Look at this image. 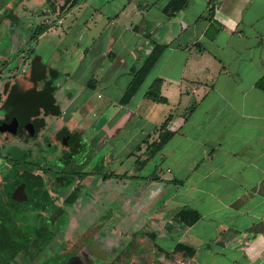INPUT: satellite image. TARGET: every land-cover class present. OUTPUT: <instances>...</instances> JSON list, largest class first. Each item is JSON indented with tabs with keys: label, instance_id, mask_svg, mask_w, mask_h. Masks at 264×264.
I'll use <instances>...</instances> for the list:
<instances>
[{
	"label": "crops",
	"instance_id": "0c3cea01",
	"mask_svg": "<svg viewBox=\"0 0 264 264\" xmlns=\"http://www.w3.org/2000/svg\"><path fill=\"white\" fill-rule=\"evenodd\" d=\"M170 1L80 0L58 17L50 16L45 0L18 1L35 14L45 11L50 23L28 44L31 55L38 52L29 79L41 81L37 94L53 100L43 109L38 145L61 149L66 172L86 173L97 186L126 183L124 205L144 209L143 222L155 230L161 253L177 242L193 249L191 257L170 253L172 264H264V90L257 85L264 78V0H186L169 14ZM66 17L67 31L75 29L80 38L74 50L42 41ZM156 44L164 45L162 52L123 100ZM39 49H48V57ZM55 55L76 66L53 68L48 63ZM155 78L165 101L144 96ZM42 105L34 111L20 106L15 113L25 124L13 132L1 123L0 130L18 133ZM168 116L173 134L142 175L130 159L142 150H133L155 139ZM182 208L197 210L199 218L185 224L176 216Z\"/></svg>",
	"mask_w": 264,
	"mask_h": 264
},
{
	"label": "rangeland",
	"instance_id": "374dc122",
	"mask_svg": "<svg viewBox=\"0 0 264 264\" xmlns=\"http://www.w3.org/2000/svg\"><path fill=\"white\" fill-rule=\"evenodd\" d=\"M18 1L0 0L1 4L8 2V5H12L9 7L4 4L3 8L0 6V63L3 60H8L7 66L2 67L0 71V119L22 105L30 111L36 110L41 102L45 106L42 105L36 113L34 112L33 120L30 119L18 133L13 135L0 130V194L2 201H8V187L5 183L10 178L12 180L16 167L19 170L22 169L21 166L7 164V158L32 160L36 162V165L44 163L45 166H49L45 169V174H42L41 181L44 186H39L36 190L44 191L43 194L46 197L50 195L54 202L62 205L63 209L60 211L58 208L56 212L50 213L47 212L51 211L48 207L47 210L42 208L44 210L42 214L40 207H34L31 202L25 206L19 202H17V206L7 204L10 211L19 212L20 219L17 220L23 222L24 227L30 226L28 228L34 231L43 227L45 247L38 256L41 261L47 260L53 262L52 264H106L108 261L112 264H172L170 254L165 256L158 251L153 240L145 234V229H147L146 231L149 229L146 226L147 223L143 222V220H147L148 216L144 213V209L140 210L136 205L135 209L129 211V207L124 205V194L120 190L130 192V189L126 188V183H117L113 180L117 185V189H113L110 188L108 181L105 180L97 186L98 182L96 183L89 177L86 180L84 178V181L89 182L87 188L80 189L78 186H72L67 190L66 195L63 193L62 189H65L67 185L58 183L59 180H62L60 176L64 175L63 168L65 167V158H59L62 155V150L58 148L55 151L52 148V151L49 152L48 145L50 143L47 142L41 144L42 148L38 145L44 138L40 132L43 111L53 100L45 101L44 96L37 94L35 87L42 84L41 81L36 83L29 79L32 68L38 66L37 62L33 60L38 52L31 55L32 51L28 48L29 38L35 26L44 19V16L28 11L25 6L27 2L20 4ZM56 1L60 3L62 0ZM18 3L20 7L17 6ZM55 15L54 12L50 13L51 17ZM68 24L69 20L66 17L63 24L49 29L48 33L42 37V41L53 39L60 45L67 44L71 50H74L80 38L75 36V29L67 31ZM62 30H65L64 34L61 33ZM39 50L42 52L39 53L40 55L43 54L44 58L48 57V52H50L48 49L46 52H43L42 49ZM57 59L58 55H55L48 64L61 71L67 62L70 67L76 66L74 61L71 62L70 57H67L62 63ZM61 77L63 76L61 75ZM121 144L122 142L119 143V145ZM142 144L144 145V143ZM85 147L88 148V145ZM138 153L140 154V152ZM38 156L41 159H37ZM130 159L133 162L134 159ZM145 169L148 167L145 166ZM143 172L146 171L141 169L139 173L143 175ZM66 174L64 177L72 176L70 173ZM57 176L59 177L56 178ZM36 205L39 206V204ZM100 244H103L99 250L101 259H97L90 252V248ZM105 244V251L109 254L103 250ZM171 244L172 239L164 241L163 246L168 249ZM109 246H112V250L108 249ZM32 264H37V261Z\"/></svg>",
	"mask_w": 264,
	"mask_h": 264
},
{
	"label": "trees",
	"instance_id": "16d2710c",
	"mask_svg": "<svg viewBox=\"0 0 264 264\" xmlns=\"http://www.w3.org/2000/svg\"><path fill=\"white\" fill-rule=\"evenodd\" d=\"M80 0H62V3H58L56 0H45L46 6L50 12H55L58 7V13L56 17L60 15V13H64L66 10L75 6ZM186 0H171L166 5V10L170 14L175 10L181 8ZM45 11H42L39 14H44ZM52 20L51 22H53ZM50 26L49 22L43 20L39 24L35 26L33 29L29 41L35 40L39 34L45 31ZM164 45L156 44L152 47L148 55L142 64L138 67V69L134 72V75L131 79V82L127 86L125 92L123 93V100H128L131 95L137 90L146 74L149 72L158 56L162 52ZM32 50V49H29ZM8 60H3L0 63V71L2 67L7 66ZM160 84L161 79L155 78L150 85L147 87L144 96L154 100V101H165V97L160 93ZM257 85L264 90V78H260L257 81ZM169 116L159 125L158 133L156 138L152 141L143 140L141 143L135 146L136 151L142 150L141 155L136 156L133 160V170H140L145 163L164 145V143L172 136L173 131L166 128L167 121ZM144 143V146H142ZM133 150V151H134ZM132 151V152H133ZM143 154H145L143 156ZM27 155V154H26ZM7 164L16 165V166H28L32 164L27 159H16L7 158ZM34 164V163H33ZM16 170L15 174L16 175ZM5 173V172H4ZM3 174V173H2ZM125 173L122 174H114V176L123 177ZM80 175H84L81 173ZM13 176V177H14ZM104 178L110 176V174L104 173ZM134 176V175H133ZM12 177V178H13ZM8 179V182L5 183L7 185V199L8 201H2V196L0 194V264H32L34 261H37V264H52L53 262H49L47 260L41 261L38 256L40 252L45 247L44 245V232H42L43 227L41 226V230L34 231L27 227L23 226V222H18V218L20 216L17 211H10L7 208V204H11L13 206H17L18 203L14 201V199L10 196V190L13 186V181ZM8 202V203H7ZM52 209L55 208V205L50 204ZM176 216L185 224H189L194 222L199 218V212L195 209L191 208H182L176 212ZM20 219V218H19ZM28 220V219H26ZM28 223V222H27ZM145 234L153 240V244L156 245L158 251L161 252L162 247L159 246L156 242V233L155 230H145ZM170 253H180L184 257H191L194 254L193 249L181 242L175 243L173 248L168 251H164V255L168 256ZM57 257V256H56ZM40 261H39V260ZM54 259V258H53Z\"/></svg>",
	"mask_w": 264,
	"mask_h": 264
},
{
	"label": "flooded vegetation",
	"instance_id": "af4514ba",
	"mask_svg": "<svg viewBox=\"0 0 264 264\" xmlns=\"http://www.w3.org/2000/svg\"><path fill=\"white\" fill-rule=\"evenodd\" d=\"M19 109L20 108L17 107L14 111L12 110L10 112V114H7L4 117H2L0 119V121H1L0 124L1 123L3 124L4 122H10V120L13 117H16L18 119L19 123H21L22 118H18L17 114L15 113V111H17V113H19ZM23 124H25V123H23ZM5 131H7V130H5ZM31 156H33V155L31 154ZM36 158L41 159L40 157H36ZM29 162H31L32 164H29L28 166H21L22 169H20V170L16 167L17 172H16V175L12 178L13 186H12V190L10 192V196L14 199V201L19 202V204H23L24 206L31 202L32 205L34 204V207L35 206L40 207L41 213L44 212V210H42V208L46 209L47 207L52 211V212L47 211L50 213H53V211L56 212V210H58V208H60V211H61L63 209V207H61L62 205L60 206L56 202H54L53 198L50 195H47V197H46V195L43 194L44 191L40 192V190H36L37 188H39V186H44L43 182L41 181V179L43 178L42 174H45V172H46L45 169L49 168V166H45L44 163L43 164L40 163V164L36 165L35 164L36 162H34L32 160H29ZM63 171H64V175H67L66 173H70V174H72V176L70 178L64 177V175L60 176L61 177L60 179H62V180H59L58 183L59 182L60 183L61 182L67 183L66 185L71 184L70 187H72V186L77 187L78 186V188H80V189L84 187L82 185V182H83L84 178L87 176L86 173H83L84 175H80L81 173L79 171L66 172L67 171L66 168H63ZM103 175L104 174H102V176ZM58 177L59 176H57L56 178H58ZM107 177H105V178H107ZM103 178H104V176H103ZM68 179L71 180L69 183L67 182ZM20 186L23 187L22 190L18 189ZM63 191H64L63 193H65L66 190H63ZM36 204H39V206H37ZM50 204L55 205V208L52 209L50 207ZM102 245L100 244V245L94 246V248H90V252H92V254L97 259H101V257H100L101 252L99 250H100V247H102ZM92 246H93V244H92ZM105 247H106V244H105V246H103L104 249L103 248L102 249L104 250L105 253H107L105 251ZM108 249L112 250V246H109ZM107 254H109V253H107ZM102 255H103V252H102ZM106 264H112V263L110 261H108Z\"/></svg>",
	"mask_w": 264,
	"mask_h": 264
},
{
	"label": "water",
	"instance_id": "95a60500",
	"mask_svg": "<svg viewBox=\"0 0 264 264\" xmlns=\"http://www.w3.org/2000/svg\"><path fill=\"white\" fill-rule=\"evenodd\" d=\"M3 124H6L5 125L6 127H8L9 129H11L13 132H16L18 125L21 124V123H19V121L17 120V118L14 117L10 122H4ZM6 127H4V128H6ZM22 188L23 187L20 186L18 189L19 190H22Z\"/></svg>",
	"mask_w": 264,
	"mask_h": 264
}]
</instances>
